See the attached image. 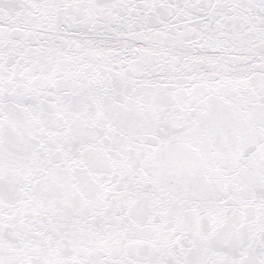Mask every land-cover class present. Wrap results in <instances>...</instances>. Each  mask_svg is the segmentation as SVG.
<instances>
[{
    "label": "snow or ice",
    "instance_id": "6c2138e0",
    "mask_svg": "<svg viewBox=\"0 0 264 264\" xmlns=\"http://www.w3.org/2000/svg\"><path fill=\"white\" fill-rule=\"evenodd\" d=\"M0 264H264V0H0Z\"/></svg>",
    "mask_w": 264,
    "mask_h": 264
}]
</instances>
